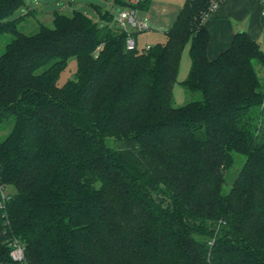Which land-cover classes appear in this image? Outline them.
<instances>
[{"label":"trees","instance_id":"trees-1","mask_svg":"<svg viewBox=\"0 0 264 264\" xmlns=\"http://www.w3.org/2000/svg\"><path fill=\"white\" fill-rule=\"evenodd\" d=\"M128 5L125 0H118ZM143 3L139 1L136 8ZM24 0H0V181L27 264H264V51L245 31L208 58L210 0H186L167 41L129 51L104 27L56 13L54 27L17 29ZM135 36V34H134ZM183 82L201 101L174 105ZM75 80L58 85L69 58ZM234 153L246 157L228 194Z\"/></svg>","mask_w":264,"mask_h":264},{"label":"rangeland","instance_id":"rangeland-1","mask_svg":"<svg viewBox=\"0 0 264 264\" xmlns=\"http://www.w3.org/2000/svg\"><path fill=\"white\" fill-rule=\"evenodd\" d=\"M25 5L17 10L12 19L17 20V29L27 35L36 34L41 26L54 27V15L56 13L72 16L74 11L81 13L92 22L101 27L106 22L101 18V14L110 13L117 21L119 14L123 10L132 9L134 2L140 0H125L128 5H123L118 0H24ZM143 3L136 7L137 17L145 20L150 27L149 31L137 32L135 38L138 42L139 50L146 46H155L167 41V33L172 29L183 8L186 0H142ZM135 6V5H134ZM220 6V5H219ZM216 11V10H215ZM213 14V13H212ZM205 19L208 20L211 15ZM134 32L132 29H130ZM11 35L0 37V56L4 53L6 45L11 41ZM190 44L182 52L180 70L177 81L173 88V99L176 107L184 106L188 103L201 101L202 95L199 92H189L183 85L187 80L191 70ZM256 70L260 81L264 87V67L256 63ZM78 71V62L75 57L67 61L65 69L60 73L58 85L63 86L71 80H75ZM12 123L0 130V141L3 140L11 130ZM235 165L226 172V183L223 187V194H228L233 186V182L238 171L245 163L246 157L234 153Z\"/></svg>","mask_w":264,"mask_h":264},{"label":"crops","instance_id":"crops-1","mask_svg":"<svg viewBox=\"0 0 264 264\" xmlns=\"http://www.w3.org/2000/svg\"><path fill=\"white\" fill-rule=\"evenodd\" d=\"M205 25L211 35L210 60L230 47L238 31L247 32L264 51V0H223Z\"/></svg>","mask_w":264,"mask_h":264},{"label":"built area","instance_id":"built-area-1","mask_svg":"<svg viewBox=\"0 0 264 264\" xmlns=\"http://www.w3.org/2000/svg\"><path fill=\"white\" fill-rule=\"evenodd\" d=\"M132 3V0H130ZM223 0H210V10L215 11ZM139 1L134 2L133 5H137ZM132 7V6H130ZM118 25L128 34L126 47L129 51H134L138 48V42L135 38L134 34L137 32H145L149 31V24L145 20H140L137 17V11L133 7L132 9L123 10L116 21ZM132 29L134 32H132ZM151 46H146L143 49L148 50ZM142 49V50H143ZM10 200V191L9 187L0 181V218L4 220V222L9 224L8 221V202ZM4 244L9 249V259L10 264H27L26 261V246L24 242L18 238L17 236L10 234L7 230L2 232Z\"/></svg>","mask_w":264,"mask_h":264}]
</instances>
